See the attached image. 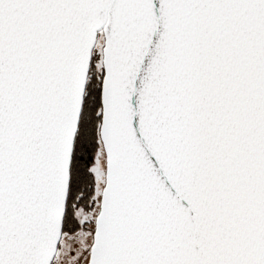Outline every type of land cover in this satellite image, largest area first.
Listing matches in <instances>:
<instances>
[{
	"label": "snow or ice",
	"instance_id": "obj_1",
	"mask_svg": "<svg viewBox=\"0 0 264 264\" xmlns=\"http://www.w3.org/2000/svg\"><path fill=\"white\" fill-rule=\"evenodd\" d=\"M0 264H264V0H0Z\"/></svg>",
	"mask_w": 264,
	"mask_h": 264
}]
</instances>
